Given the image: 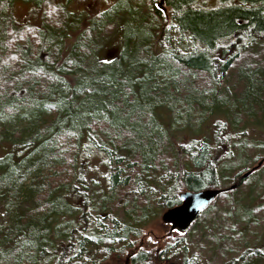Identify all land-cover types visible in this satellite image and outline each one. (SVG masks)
<instances>
[{
	"label": "trees",
	"instance_id": "16d2710c",
	"mask_svg": "<svg viewBox=\"0 0 264 264\" xmlns=\"http://www.w3.org/2000/svg\"><path fill=\"white\" fill-rule=\"evenodd\" d=\"M89 1L0 0V264H117L206 189L129 264H264V0Z\"/></svg>",
	"mask_w": 264,
	"mask_h": 264
},
{
	"label": "rangeland",
	"instance_id": "374dc122",
	"mask_svg": "<svg viewBox=\"0 0 264 264\" xmlns=\"http://www.w3.org/2000/svg\"><path fill=\"white\" fill-rule=\"evenodd\" d=\"M158 3H160L161 0H156ZM116 2V0H91L88 3H85V7H88L90 9H105L108 8L109 6L113 5ZM83 4V3H81ZM165 5V4H164ZM163 5V8H166V6ZM30 9L31 7L27 5L26 3H21L18 2L14 6V15L16 19L20 22H25L27 19L30 17ZM168 14V10L166 8V16ZM29 15V16H28ZM116 55H118V48L117 44H113L110 46L106 52L104 53V56L106 58H114ZM18 121L13 120V126H9L10 128H13L15 125H17ZM20 125L19 127H21ZM258 165V164H257ZM256 165V166H257ZM264 165V164H263ZM262 165V166H263ZM167 211V210H166ZM165 211V212H166ZM164 212V213H165ZM163 213V214H164ZM163 214L156 220H153L150 222V224L147 226V228L144 230L142 238L138 241H136L135 246L133 249L129 250L128 255L125 257H119L118 259H123V260H115L113 262H118L119 264H129V256L130 254H133L135 252H138L141 249H148V246L157 249L158 251L164 249L166 247V244L169 243L173 238H178L182 236V234L188 230H182L181 228L177 227H172L171 223H167L163 220ZM202 246V244H200ZM197 253H200V247L195 249ZM116 262V263H117ZM112 263L111 261H106V264ZM117 263V264H118ZM160 264H166V263H160Z\"/></svg>",
	"mask_w": 264,
	"mask_h": 264
},
{
	"label": "water",
	"instance_id": "95a60500",
	"mask_svg": "<svg viewBox=\"0 0 264 264\" xmlns=\"http://www.w3.org/2000/svg\"><path fill=\"white\" fill-rule=\"evenodd\" d=\"M165 0H161L157 4L159 10L163 9L166 12V8H163ZM264 164V161L258 163L250 171L246 172L242 177L247 178L253 171L259 169ZM236 185L230 187V190H234ZM220 189H206L198 192L186 191L180 194L181 204L168 209L163 214V220L167 223H173L174 226H179L181 229H187L198 216L216 199V197L222 193Z\"/></svg>",
	"mask_w": 264,
	"mask_h": 264
},
{
	"label": "flooded vegetation",
	"instance_id": "af4514ba",
	"mask_svg": "<svg viewBox=\"0 0 264 264\" xmlns=\"http://www.w3.org/2000/svg\"><path fill=\"white\" fill-rule=\"evenodd\" d=\"M157 4H158V2L156 1V0H154V5H155V7L157 8V9H159L158 8V6H157ZM165 4V3H164ZM163 4V5H164ZM165 6V5H164ZM161 11H163V9H161ZM164 12V11H163ZM166 13V12H165ZM171 225H172V227L174 226V224L173 223H171ZM177 228H181V227H179V226H176ZM183 230V229H182ZM186 230V229H185Z\"/></svg>",
	"mask_w": 264,
	"mask_h": 264
},
{
	"label": "snow or ice",
	"instance_id": "6c2138e0",
	"mask_svg": "<svg viewBox=\"0 0 264 264\" xmlns=\"http://www.w3.org/2000/svg\"><path fill=\"white\" fill-rule=\"evenodd\" d=\"M55 11H56V8L53 7V8L51 9V12L49 13V15H51V13H52V12H55ZM13 59H15V57H13Z\"/></svg>",
	"mask_w": 264,
	"mask_h": 264
}]
</instances>
